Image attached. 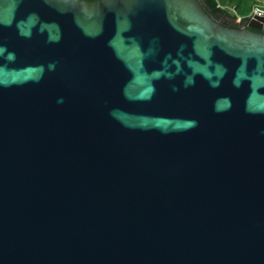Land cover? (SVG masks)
I'll return each mask as SVG.
<instances>
[{
	"label": "water",
	"instance_id": "1",
	"mask_svg": "<svg viewBox=\"0 0 264 264\" xmlns=\"http://www.w3.org/2000/svg\"><path fill=\"white\" fill-rule=\"evenodd\" d=\"M259 11L0 0V264H264Z\"/></svg>",
	"mask_w": 264,
	"mask_h": 264
},
{
	"label": "trees",
	"instance_id": "2",
	"mask_svg": "<svg viewBox=\"0 0 264 264\" xmlns=\"http://www.w3.org/2000/svg\"><path fill=\"white\" fill-rule=\"evenodd\" d=\"M93 1V0H88ZM213 19L230 28L246 26L254 7L264 10V0H198Z\"/></svg>",
	"mask_w": 264,
	"mask_h": 264
},
{
	"label": "flooded vegetation",
	"instance_id": "3",
	"mask_svg": "<svg viewBox=\"0 0 264 264\" xmlns=\"http://www.w3.org/2000/svg\"><path fill=\"white\" fill-rule=\"evenodd\" d=\"M256 24H259V22H256ZM245 27H248L247 25ZM251 30L255 31V32H259V33H264V27L263 28H250Z\"/></svg>",
	"mask_w": 264,
	"mask_h": 264
},
{
	"label": "built area",
	"instance_id": "4",
	"mask_svg": "<svg viewBox=\"0 0 264 264\" xmlns=\"http://www.w3.org/2000/svg\"><path fill=\"white\" fill-rule=\"evenodd\" d=\"M254 9H255V10H256V9H260V11H259L258 13L264 15V10H263L262 8H260V7H255ZM254 9H253V10H254ZM256 12H257V11H256ZM250 16H252V13L250 14Z\"/></svg>",
	"mask_w": 264,
	"mask_h": 264
},
{
	"label": "rangeland",
	"instance_id": "5",
	"mask_svg": "<svg viewBox=\"0 0 264 264\" xmlns=\"http://www.w3.org/2000/svg\"><path fill=\"white\" fill-rule=\"evenodd\" d=\"M255 8V7H254ZM252 13V12H251Z\"/></svg>",
	"mask_w": 264,
	"mask_h": 264
}]
</instances>
